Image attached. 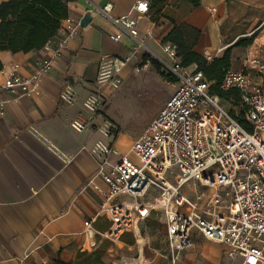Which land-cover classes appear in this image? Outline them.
<instances>
[{
    "label": "crops",
    "instance_id": "0c3cea01",
    "mask_svg": "<svg viewBox=\"0 0 264 264\" xmlns=\"http://www.w3.org/2000/svg\"><path fill=\"white\" fill-rule=\"evenodd\" d=\"M136 1L76 0L70 3L69 16L56 36V39L67 38L68 44L53 58L49 73L40 78L39 96L11 94L1 87L15 66L19 76L31 77L42 58L53 57L56 46L29 53H0L3 66L0 108L4 112L0 115V264H58L57 260L69 263L79 252H92L106 239L104 234L111 223L105 216L98 215L100 200L85 186L100 167L98 157L92 152L95 145L110 143L112 139H107L102 132L105 120L88 113L84 103L98 86L101 58L124 59L131 53L136 40L128 34H124L119 43L110 39L111 34L120 30L111 18L127 15ZM108 3L113 5L111 18L98 12ZM210 8H216V14L218 8L222 14L224 8L232 10L230 17L224 14L221 20L223 23L228 20V25L229 21L239 22L235 36L258 32L252 45L236 48L226 44L214 21L216 14L211 15ZM87 15L92 17L91 23L68 35L67 31L71 32L74 26L67 20L81 23ZM183 21L201 32L195 51L207 60H210L207 52L212 60L222 58L226 50H231L232 70L241 71L247 68L248 59H264V0H202L200 7ZM171 30L172 26L166 21L153 23L148 15L140 17L137 41L142 42L143 47L121 71L123 81L146 54L159 63H173L161 47ZM248 72L255 79H261L255 71ZM68 86L76 93L71 105L60 100ZM74 121L87 123V128L81 133L74 131L71 128ZM111 161L115 162L113 157ZM199 188L197 185L196 192L202 196L200 206L209 205L208 191L210 194L213 191L200 192ZM161 222L159 220L168 255L166 228ZM193 236L195 245L184 254L185 264H195L197 258L202 264L204 261L219 264L221 258L227 264H235L228 258L225 246L208 241L197 232ZM143 240L147 242L144 237ZM150 245L147 243L141 255L142 264H165L162 245L153 240L152 251L146 252ZM123 250H134V253L123 254ZM115 256L129 261L137 259V240L133 246L120 239L113 242L107 260Z\"/></svg>",
    "mask_w": 264,
    "mask_h": 264
},
{
    "label": "built area",
    "instance_id": "2783aa9c",
    "mask_svg": "<svg viewBox=\"0 0 264 264\" xmlns=\"http://www.w3.org/2000/svg\"><path fill=\"white\" fill-rule=\"evenodd\" d=\"M112 9L113 5L108 3L98 12L111 18ZM148 9L147 0H138L127 15L111 18L120 30L111 34L110 39L119 43L128 34L136 43L124 59L101 58L97 77L101 89L115 91L121 87V71L143 47L137 41L138 22ZM216 11L209 10L211 15ZM67 22L74 26L71 32L67 31L68 35L81 27L80 22ZM67 44V38L50 40L44 49L55 45L53 57L42 58L29 78L19 76L15 66L1 88L20 96H39L40 78L49 73L53 58ZM161 47L173 62L166 64V69L169 76L178 78L175 91L132 143L128 155L121 156L115 147L120 131L113 122L102 128L112 142H98L92 151L100 167L85 188H91L98 196V215L111 223L104 236L113 243L126 233L132 234L138 249V258L132 262L142 264L147 242L143 240L141 225L156 213L166 228L168 264H185L184 254L195 245L194 232L225 246L232 263L264 264V86L261 79L248 72L253 70L259 78L264 77V59L253 57L248 59L246 69L227 71L220 86L224 92H239L247 109L244 125L222 107L220 98L211 93L213 83L197 67L186 73L175 46ZM142 63L134 70L149 65ZM75 98L70 86L60 95L67 105L73 104ZM98 107L99 100L94 95L84 103L90 114ZM0 115H4L1 108ZM71 128L81 133L87 123L74 121ZM111 157L119 159L112 162ZM178 175L179 180L174 183L167 178ZM190 182L197 183L193 198L182 191ZM197 185L213 191L209 205L200 206L202 196L196 192Z\"/></svg>",
    "mask_w": 264,
    "mask_h": 264
},
{
    "label": "trees",
    "instance_id": "16d2710c",
    "mask_svg": "<svg viewBox=\"0 0 264 264\" xmlns=\"http://www.w3.org/2000/svg\"><path fill=\"white\" fill-rule=\"evenodd\" d=\"M76 0H4L0 3V53H29L42 50L50 40H55L62 28V22L69 16V4ZM148 17L151 22L166 21L172 26L162 44L176 47L177 58L183 68L196 66L205 79L213 83L211 93L231 105L229 111L240 123L246 125V107L242 104L238 91L224 92L220 89L227 71L232 69L231 51L227 50L222 58L207 60L195 51L201 38V32L187 25L183 20L197 10L202 0H147ZM253 39L247 40L241 47L252 45ZM142 64H149L162 77L161 64L150 55H144ZM0 60V70L2 69ZM240 108V112L235 111ZM153 215V214H152ZM160 225V224H159ZM109 227V226H108ZM124 244L133 246L132 234L120 237ZM112 242L103 240L92 252H79L69 263L58 264H136L125 257L115 256L107 260V253Z\"/></svg>",
    "mask_w": 264,
    "mask_h": 264
},
{
    "label": "rangeland",
    "instance_id": "374dc122",
    "mask_svg": "<svg viewBox=\"0 0 264 264\" xmlns=\"http://www.w3.org/2000/svg\"><path fill=\"white\" fill-rule=\"evenodd\" d=\"M231 11L230 8H224V14H227V18L230 17ZM222 13L223 11L218 8L214 21L222 37H224V42H226V44H233V47L241 48L240 45H242V43L250 39L254 41L258 36V32H252L246 36H235L239 22L229 21L230 24L228 25L227 20L223 23L221 15L224 14ZM207 56L211 60L208 52ZM160 64L164 77L158 74L150 65L146 68L139 66L137 70L129 73L130 75L123 81L119 89L115 91L111 90L110 93L107 94L105 93L106 90L101 89V86L98 85L96 90L89 95H94L99 100V107L92 115L101 116L105 120V123L113 122L118 127L120 135L118 136L115 147L121 156L129 154L132 143L159 114L165 102L169 100L178 85V78L169 76V71L166 69V64L171 63ZM186 69V73H190L196 69V66ZM261 81L264 86V77L261 78ZM221 105L227 111L232 109L231 105L225 100H221ZM240 110V108H237V110L235 109V111L238 112H240ZM113 159L117 161L119 157H113ZM167 178L174 183L175 180H179V175L175 177L176 179L173 177ZM199 190L200 192L207 191L206 188H199ZM182 191L184 195L190 198H193L196 194L194 193V184L191 182L186 184ZM208 194L210 195V191H208ZM159 224V216L157 217L156 213H153V215L141 225L142 236L146 239L147 243L151 244L150 250L148 249L146 252L152 251L153 240L162 245L165 250V253H163L165 256L164 263L168 264V260L166 259V257H168L167 250L166 247H164L165 235L162 233V226ZM198 241L202 242L200 239ZM122 253L132 255L134 250L131 252L123 250ZM201 254L202 250L198 251V257H201ZM195 264H202V262L197 258ZM204 264H206L205 261ZM219 264H227V262L226 260L224 261V258H221ZM237 264H239V262Z\"/></svg>",
    "mask_w": 264,
    "mask_h": 264
},
{
    "label": "water",
    "instance_id": "95a60500",
    "mask_svg": "<svg viewBox=\"0 0 264 264\" xmlns=\"http://www.w3.org/2000/svg\"><path fill=\"white\" fill-rule=\"evenodd\" d=\"M92 21V17L90 15H87L82 19L81 21V27L86 28Z\"/></svg>",
    "mask_w": 264,
    "mask_h": 264
}]
</instances>
